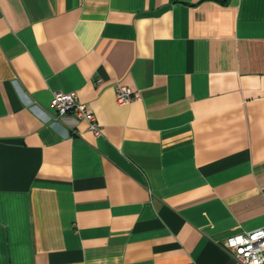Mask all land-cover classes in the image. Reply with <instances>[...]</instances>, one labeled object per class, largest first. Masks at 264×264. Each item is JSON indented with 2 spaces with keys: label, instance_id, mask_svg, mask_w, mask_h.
I'll return each mask as SVG.
<instances>
[{
  "label": "crops",
  "instance_id": "obj_1",
  "mask_svg": "<svg viewBox=\"0 0 264 264\" xmlns=\"http://www.w3.org/2000/svg\"><path fill=\"white\" fill-rule=\"evenodd\" d=\"M262 226L264 0H0V264H238Z\"/></svg>",
  "mask_w": 264,
  "mask_h": 264
},
{
  "label": "built area",
  "instance_id": "obj_2",
  "mask_svg": "<svg viewBox=\"0 0 264 264\" xmlns=\"http://www.w3.org/2000/svg\"><path fill=\"white\" fill-rule=\"evenodd\" d=\"M139 97L137 89L124 84L115 87V100L118 104H125ZM50 105L56 119L71 114L76 119L85 121L93 135L99 134V123L95 114L78 100L74 91L55 92ZM222 247L238 264H264V226L232 234L223 241Z\"/></svg>",
  "mask_w": 264,
  "mask_h": 264
}]
</instances>
